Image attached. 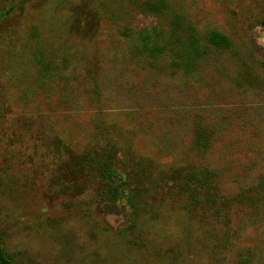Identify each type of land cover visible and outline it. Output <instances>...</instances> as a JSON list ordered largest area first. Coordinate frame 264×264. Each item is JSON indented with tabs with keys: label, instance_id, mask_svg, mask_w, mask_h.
<instances>
[{
	"label": "rangeland",
	"instance_id": "obj_1",
	"mask_svg": "<svg viewBox=\"0 0 264 264\" xmlns=\"http://www.w3.org/2000/svg\"><path fill=\"white\" fill-rule=\"evenodd\" d=\"M260 177L264 0H0L14 264H264V201L254 222L238 201Z\"/></svg>",
	"mask_w": 264,
	"mask_h": 264
},
{
	"label": "trees",
	"instance_id": "obj_2",
	"mask_svg": "<svg viewBox=\"0 0 264 264\" xmlns=\"http://www.w3.org/2000/svg\"><path fill=\"white\" fill-rule=\"evenodd\" d=\"M178 19L175 18L174 20V24H178ZM181 30L179 29V26L176 27L174 26L171 30V36L172 38L174 37L176 40H180L181 39ZM143 34H147V33H143ZM149 35V33H148ZM144 36V35H143ZM146 38V36L144 37ZM145 40V39H143ZM147 41V40H145ZM187 44L188 47L192 50L197 51V60L202 58V61L204 60L205 57H207V54L209 55V53L205 52L204 50H202L200 47H198V41L196 39V35L193 34L192 32H189L188 35L185 34V40H184ZM208 42L210 44H212L213 47H215L216 50L218 51H230V52H234L235 48H234V43L232 41V39L230 37H228L227 34L219 32V31H212L211 34L208 37ZM199 48V50L197 49ZM209 51V50H208ZM196 131H199L200 133V140L198 141V146L199 144L202 145L201 141L207 140L208 138V133H210L209 128H205V131H200V128ZM201 132L203 135H201ZM203 146V145H202ZM211 173L210 174H199L197 173L196 175L194 174L193 177H190L189 183L191 184H195L198 187H206L205 185L208 184L209 180L213 177H211ZM211 177V178H210ZM210 178V179H209ZM193 192V191H191ZM195 194H192V196ZM239 202L241 201L242 203H246L247 205H249L250 207L253 206L254 209L250 210L249 215H250V221L254 222L255 219L258 218L259 216V207L258 205L261 204L264 201V178L260 177L258 182L256 183V185H252V186H247L245 188H243L240 192H239ZM0 264H14L12 262V259L10 257V255L7 253V251L5 249L2 248V246L0 245Z\"/></svg>",
	"mask_w": 264,
	"mask_h": 264
}]
</instances>
